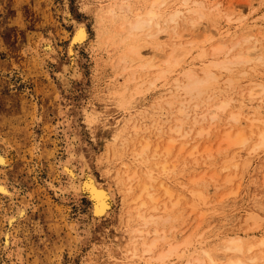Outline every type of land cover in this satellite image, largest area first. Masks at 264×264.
<instances>
[{
    "label": "rangeland",
    "instance_id": "374dc122",
    "mask_svg": "<svg viewBox=\"0 0 264 264\" xmlns=\"http://www.w3.org/2000/svg\"><path fill=\"white\" fill-rule=\"evenodd\" d=\"M145 1L130 0L131 11L120 10L117 5L115 9L119 16L111 21L100 20L106 0H0V154H4L6 159V164H0V182L9 191L7 194L0 192V264H139L138 260L123 261L126 248L131 246L128 242L130 235L134 229L142 228L141 220L130 212V198H124L122 194L126 166L132 172L137 169L140 173L143 169V166L137 168L139 164L131 162L133 152L141 149L146 141L150 155L156 142L162 145L172 137L177 140L176 153L187 139L169 131L177 124L176 118L187 120L181 123L183 130H191L188 136L195 137L198 125L204 128L208 125L200 121L192 127L193 116L197 114V119H200L205 111L213 109V103L219 104L224 100L227 107L218 112L216 120H220L211 130V136H214L211 143L207 142L210 136H205L201 138L202 147H199L202 151L208 144L206 153L211 152L212 158L195 165L189 162L190 158L180 155L177 175L172 174L169 184L175 194H181L180 204L170 213L173 219L158 220L149 227L165 232V244L168 241L181 242L191 232H201L206 238L202 242H206L208 248H212L218 238L225 239L235 234L244 236L247 232L259 239L264 233V147L253 150L258 142V133L251 135L248 144L241 149L235 146L225 149V143L220 142L223 135L221 128L232 113L241 111L246 115L253 108L264 115V106L259 104L260 100L264 101L263 59L230 65L229 69L211 65L210 69L217 79L208 85L209 88L207 86L208 89L205 88V93L190 97L179 89L173 98L174 104L169 106L167 88L172 85L176 74L171 76L167 85L163 81L151 85L153 78L144 85L138 79L136 82L129 81L127 79L132 76L127 69L124 71V61L120 58L123 59L122 54H126L130 65L136 62L127 52L129 44L119 43L124 33L116 34L114 42H106L107 36L117 30L120 20L131 18L136 9H143ZM197 1L220 10L218 15L212 13L209 19H200L201 29L206 27L213 36L212 29L217 26L230 29L235 39L240 38L230 56L256 45L253 57L260 53L264 57V52H256L264 46V36L257 42L253 38L244 40L240 37L243 32L254 31L256 34L253 22L264 28V0ZM174 2L168 0L165 10L163 7V20L176 4ZM228 17L231 21L227 20ZM236 20H242L247 25H243V29L236 28ZM75 23L85 24L89 38L77 47L76 58L72 56L76 63L73 77L70 71L61 78L62 68L71 63L72 57L66 53L74 28L78 26ZM181 23L175 31L170 27L160 35V42L163 43L161 51H170L172 33L183 34L182 41L187 40V46H192L193 38L186 37L189 26L183 23L184 26H181ZM44 39L53 46L55 44L54 54L41 50L39 44ZM203 43L198 44L202 46ZM216 43L217 40L213 45ZM148 49L151 46L142 51ZM152 55L147 54L145 59H152ZM222 58V55L213 56L211 49L207 48L203 59L194 60L197 65L193 71L202 76L199 70L204 63L207 66L213 60L216 64ZM187 66L185 63L184 67ZM253 68L261 77L250 82L249 73ZM179 71L177 76L184 84L188 80L185 69L179 68ZM258 84L260 86H255ZM252 87L258 91L251 101L248 94ZM181 107L185 108L184 114L178 111ZM129 116L135 117L126 126L124 122ZM134 123L140 131H132ZM248 126L249 122L245 121L238 128L250 135ZM73 137L76 139L72 149L69 142ZM70 150L74 154L71 163L77 172L82 170L81 163L86 160L90 171L113 194V208L99 222L90 217L92 202L86 192L81 198L73 194L61 195L57 189L67 184L60 164L71 157ZM233 153L236 157L240 155L234 158L237 167L224 169L223 163L231 161ZM228 178L231 182H225ZM52 185L54 188H51ZM192 187L202 191L219 208L215 213L206 214L201 223L198 215L188 213V201L191 199L188 190ZM9 193L13 197H9ZM15 200L24 204L21 205L26 213L12 220ZM150 212L153 216L158 214ZM165 216L168 217L167 214ZM5 233L11 237L7 248H3Z\"/></svg>",
    "mask_w": 264,
    "mask_h": 264
},
{
    "label": "bare ground",
    "instance_id": "6f19581e",
    "mask_svg": "<svg viewBox=\"0 0 264 264\" xmlns=\"http://www.w3.org/2000/svg\"><path fill=\"white\" fill-rule=\"evenodd\" d=\"M106 1L107 3L106 6H103L104 10L101 14L100 20H111L115 17H118L119 12H117L115 9L117 5V8H119L120 10H132L130 6V0ZM167 1L168 0H146L144 3H142L143 9H136L134 10L133 16L131 18L129 17V19L123 20L122 22L120 20V23L116 26L117 30L113 35L107 36L106 42L113 41L114 36L116 34L118 35L119 33H124V36L122 35L123 37L120 39L119 43L129 44L127 52L131 54L133 60L136 62L135 65H130L131 61L126 60V54H122L123 59L120 58L121 61H124V71L127 69L130 76H132L131 78L127 79L129 81L132 80L133 82V80L135 81L136 79H138V81L141 82V85H144L146 82L150 81V78H153V80L150 81L151 85H154L157 81H163V83L167 85L168 83H170L169 80L171 79L172 75L176 74L177 76L180 73L179 68L185 69L184 74H186V78L188 80L186 79L187 81L182 84V82L180 83L181 80L179 81V77L175 76L172 81V85L170 84L167 88V94L170 98L167 101V104L169 106L174 104L173 98L177 96L179 89H183L185 94L189 95L190 97H196L202 93H205V88H207L209 84L213 83L217 79L216 74L213 73L210 69L211 65H214L216 68L220 69H229L230 65H236L242 62H250L255 59L261 60L262 58L264 61V57L261 56L262 53H260L261 55H256L255 57H253V54L255 53L254 47H257L256 45L249 47L247 49L248 51H238L236 52V54L230 56V51L233 49L234 46L237 45V41H240V38L235 39V34L231 32L230 29H222L221 27L214 26L212 31L215 34L213 36L208 33L206 27L201 29V25L199 23L200 19L208 18V16H210L212 13H214V15L219 14L220 10H218L216 6L209 7L204 5L203 2L197 0H174V3L176 4L172 6L167 17L165 16V19L163 20L162 9L163 7H165L164 10L166 9V6L168 4ZM119 2L120 4H118ZM131 4L133 3L131 2ZM65 14H67L66 17L69 16L67 12ZM122 15L123 14H121V16ZM186 15H189V17ZM72 20L70 21L72 22ZM227 20L231 21V18L228 17ZM181 22L185 26H189L187 28L188 32L186 37L190 36L191 38H193L191 42L192 46H187V40L185 42L182 41V39L184 38L183 34L172 33V42L169 47L170 51H168V53L161 51V46L163 45V43L160 42V35L164 31H166L167 28L170 27H172L170 28L171 30L175 31L176 27ZM182 23L181 26H184L182 25ZM75 24L78 26L74 28V33L73 35H71V42L67 46L68 53L66 54L71 57L75 56L76 58L77 47H81L83 42H85V40L89 37L87 38L88 33L86 31V26L84 23ZM168 24L169 26L167 27L166 25ZM252 24L253 27L256 28V34H254V31L243 32L240 37H242L244 40L253 38L254 41L257 42L261 36H264V28H260L261 26H259L257 22H253ZM243 25H247V23L242 20H239L237 21L236 28L239 27L240 29H243L245 28L243 27ZM107 28L108 27H106V29ZM180 32H183V30H180ZM216 40L217 43L213 45V42H216ZM201 41H204L202 46H200L201 44H198ZM40 42L41 44L39 45H41L42 47L41 50L48 54L54 52L53 47L55 46V44L53 46V43L46 39L41 40ZM118 44H116V46ZM206 44H209L208 47L205 46ZM148 45L151 46V49L142 51V49ZM207 48H209V50L211 49V54L213 56L222 55L223 58L220 59L216 64L213 60H209L211 64H207V66L205 65L204 61V66L203 64L201 65L203 66V68L201 67L202 69L199 70V72L202 73V76H199L198 73L193 71L195 70L194 67L197 65H195L194 60L197 61V59H203L207 53ZM261 51L264 52V46L258 48L256 52ZM150 53L154 54L152 55V59H145L146 57H148L147 54ZM75 58L72 57V59L70 60V65L62 68V71L59 74L61 78H64L65 74L69 73L70 71L72 73L71 76L73 77V73L75 72L74 65L76 64ZM185 63L188 64L189 67H184ZM191 65L193 67H190ZM249 75L251 79L250 82H255L259 77H261L257 73V70L254 68L252 69V72L249 73ZM255 86L260 85L258 84ZM255 88L256 87L250 88V92L248 94L251 101L253 100L254 96L257 95L256 93L258 90L255 91ZM263 90L264 88L262 89V91ZM207 100H209V97ZM259 104H263L264 106V101L260 100ZM182 106H184V104H182ZM212 107L213 109L209 108L207 111H205L206 113L202 114L201 117L199 115L200 119H197V114L193 116L194 119L191 120L193 121L192 127L200 121H203V125L204 123L208 125L207 128H204L202 126L200 127L198 125L197 127H199V129L195 133V137L188 136L191 130H183L184 128L182 127L183 125L181 123L187 120L183 121V119L181 118H176V121H178L177 124H175L174 127L169 128V131L171 133L177 134L181 138H187L180 144L176 153L174 151V148L176 146L177 140L172 137H169L167 142L163 143L162 145H160L161 143L159 144L156 142V145L154 146V149H152L151 154L149 153L150 155H148L147 152L149 143L145 140V143L142 145L141 149H138L137 151L135 150L133 152L134 154L131 151V153L133 154L131 162L133 163V165L139 164L137 168H139V166H143V169L140 173L137 169H134V171L132 172L130 171L128 166H126L124 172L125 180L123 182L125 189L123 190L122 194L123 197L125 196L124 198H130V202L128 201V205L130 206V212L136 214L139 220H141L140 226L142 228L134 229L132 232L133 234L130 235V239L128 242L131 246H129L125 250L123 258L124 262H127L128 260H138L139 264H264V233L259 239H256L253 234H249L244 230V236H235V234L234 236H228L225 239L218 238V240L216 239L217 241L213 244V247L208 248L205 245L206 242H202V240L206 238L205 236H203L204 234H201V232L197 234H195L196 232H191L190 235H186V237L181 242L173 243L168 241L165 244V232L163 230H158L156 227H149L153 223H157L158 220L167 221L173 219L172 217H170V213L180 204L181 194H175L174 191L171 190L169 187L171 178L173 177L172 174H175L177 171V164L179 163V158L182 155H185L187 158H190L189 162L192 161L195 165L196 163H198L197 165H199V163H206V159L212 158L213 155L211 154V152L206 153V150H208V144H205L206 147L202 151L200 150L199 147H202L200 146L202 143L201 138L205 136H210L208 139L209 141H206L208 143H211V137H214L211 136V130L212 128H214V124L217 121L216 119L219 116L218 112L224 111V109L227 107V102H225L224 100L221 101L219 104L213 103ZM178 111L179 113H182L183 111L182 114H184L185 108L183 109L181 107ZM134 117L135 116L127 117L126 121L124 122V125H129ZM219 120L220 118L218 119V121ZM245 121L249 122L248 127L250 129V135H247L241 128H238L239 126L244 124ZM223 125L224 127L221 128V134L223 135L220 142L225 143V149H228L232 146L237 147V149H241L242 147L248 144L249 138L256 132L258 133V142L253 148V150L256 148L264 147V115H261L259 112H256V109L250 108L248 114L246 115H244L241 111L238 113H232L228 118V122H225ZM139 128L137 127L136 123L131 126L132 131L135 132L136 130L140 131ZM148 129L149 131L151 130L150 128ZM234 129L235 131H233ZM141 136L139 137L141 138ZM75 139L76 138L73 137L72 140L69 142L70 148L72 149L73 145L75 144ZM211 145L212 144H210L209 146ZM218 150L219 148L216 151ZM69 155H71V157L69 156V158H67L65 162L60 164L62 174H64L67 178V184L64 187L57 189L61 195L73 194L76 197L81 198L83 196L82 194L86 192L88 194V200L92 202L90 217H92V220L94 222H99L102 219L106 218L112 210L113 194L110 189L102 185L103 183H100L96 176L90 171V165L86 160H83L81 163L82 170L80 172H77V170L71 163L72 156L74 155L72 154V150H70ZM235 155L236 153H233L231 157L232 160L223 163L224 169H227L230 166L237 167V162L234 161V158L236 157ZM238 156L240 155L237 154L236 158H238ZM0 164H6L4 154H0ZM229 180L230 179L228 178L225 182H231ZM193 181L195 182V180ZM51 188H54L53 185L51 186ZM218 188L219 186L216 189ZM188 191L190 193H188ZM188 191L187 193L191 196V199H189L188 201V213L193 214L194 216L198 215V219L200 220L199 223L202 222L201 220L204 219L206 214L208 215V213L210 212L215 213L219 210L217 203L215 204L213 201L208 200L207 197L204 196L202 191L194 189V187H192ZM0 192L3 194H7L9 192L7 187L2 182H0ZM9 194V197L12 196V193ZM21 204H18L15 200L14 209L12 210V220L15 216L18 219L25 215L26 210L23 206L24 204ZM149 211L158 212V214L153 216L151 215V212L149 213ZM165 214H167L168 217L165 216ZM6 217L10 218L11 216ZM7 222H9V220ZM247 230H249V228ZM10 238L8 233L4 234L5 241L3 248H7L9 246ZM136 238H138V240H136ZM2 264L5 263L3 262Z\"/></svg>",
    "mask_w": 264,
    "mask_h": 264
}]
</instances>
